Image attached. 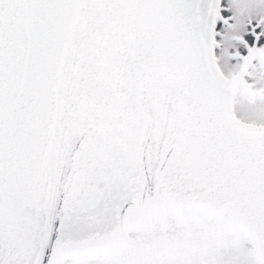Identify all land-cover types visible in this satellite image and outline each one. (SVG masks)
Masks as SVG:
<instances>
[{"label": "snow or ice", "instance_id": "snow-or-ice-1", "mask_svg": "<svg viewBox=\"0 0 264 264\" xmlns=\"http://www.w3.org/2000/svg\"><path fill=\"white\" fill-rule=\"evenodd\" d=\"M0 264H264V0H0Z\"/></svg>", "mask_w": 264, "mask_h": 264}]
</instances>
